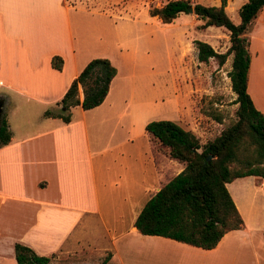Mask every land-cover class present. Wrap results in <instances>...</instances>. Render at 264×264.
<instances>
[{"label": "crops", "instance_id": "1", "mask_svg": "<svg viewBox=\"0 0 264 264\" xmlns=\"http://www.w3.org/2000/svg\"><path fill=\"white\" fill-rule=\"evenodd\" d=\"M107 3L92 10L84 0H0V109L10 132L0 146V263L14 264L13 244L20 243L43 256L105 254L102 264H264L260 176L225 184L242 225L210 249L134 227L142 205L183 164L145 132L152 103L137 100V85L126 87L131 81L120 78L116 63L120 46L107 49L104 23L91 19L106 15ZM250 28L246 92L264 117V5ZM54 55L60 70L50 66ZM95 57L116 69L102 102L71 107L66 123L44 117L46 109L62 112L56 102Z\"/></svg>", "mask_w": 264, "mask_h": 264}, {"label": "trees", "instance_id": "2", "mask_svg": "<svg viewBox=\"0 0 264 264\" xmlns=\"http://www.w3.org/2000/svg\"><path fill=\"white\" fill-rule=\"evenodd\" d=\"M225 0L218 6L192 3L190 0H166L159 7H149L148 16L170 23L188 7L201 27H223L228 31L229 46L218 53L206 42L193 40L198 62L214 58L218 65L231 54L228 78L235 97L236 120L212 139L200 143L189 131L170 120H151L144 125L149 138L168 157L183 164L182 170L163 184L142 205L133 222L142 235H156L202 249L214 247L228 231L239 229L242 219L225 187L237 177L255 175L264 178V117L255 109L246 92L248 67V28L264 0H244L235 9L234 23L224 10ZM61 57L50 58V66L60 70ZM115 67L105 57L85 63L56 104L62 112L46 109L44 117H58L68 122L69 109L79 105L90 109L104 99ZM83 89L81 100L77 88ZM10 139L4 114L0 117V146ZM206 156L210 159L206 160ZM16 264H48L50 257L37 255L29 247L13 244Z\"/></svg>", "mask_w": 264, "mask_h": 264}, {"label": "rangeland", "instance_id": "3", "mask_svg": "<svg viewBox=\"0 0 264 264\" xmlns=\"http://www.w3.org/2000/svg\"><path fill=\"white\" fill-rule=\"evenodd\" d=\"M84 1L92 10L108 1L106 6L110 8L102 9L106 15H94L91 19L104 23L101 30L111 42L107 49H114L115 44L120 46L121 54L116 63L120 78L131 81L126 87L137 85V100L152 103L146 117L174 121L189 130L200 143L212 139L236 120L235 95L228 78L231 54L221 65L214 58L198 62L193 45V40H200L208 43L214 51L223 53L229 46L226 29L216 26L202 28V21L192 12L179 13L170 23H161L157 17L148 16L149 7H159L166 0H93L96 5H88L92 0ZM190 1L203 5L220 4V0ZM224 9L236 23L235 3L228 7L225 0ZM248 31L253 32L250 26ZM80 93L83 94V89L78 86L77 94ZM124 99L125 103L129 101L128 97ZM10 108L11 105L8 110ZM2 114L0 109V117ZM245 190L248 197V189ZM49 257L48 264H102L105 254L54 253ZM0 264L10 263L3 261Z\"/></svg>", "mask_w": 264, "mask_h": 264}, {"label": "water", "instance_id": "4", "mask_svg": "<svg viewBox=\"0 0 264 264\" xmlns=\"http://www.w3.org/2000/svg\"><path fill=\"white\" fill-rule=\"evenodd\" d=\"M187 12H188V13L192 12V8H191V7H188ZM80 95H81V99H82L83 94L80 93ZM205 159H206V160L210 159V156H206Z\"/></svg>", "mask_w": 264, "mask_h": 264}, {"label": "flooded vegetation", "instance_id": "5", "mask_svg": "<svg viewBox=\"0 0 264 264\" xmlns=\"http://www.w3.org/2000/svg\"><path fill=\"white\" fill-rule=\"evenodd\" d=\"M0 104H1V102H0Z\"/></svg>", "mask_w": 264, "mask_h": 264}]
</instances>
